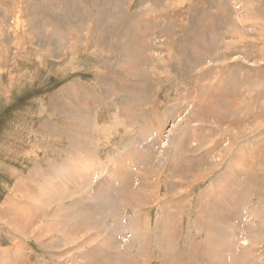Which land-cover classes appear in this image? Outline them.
<instances>
[{
  "label": "rangeland",
  "instance_id": "rangeland-1",
  "mask_svg": "<svg viewBox=\"0 0 264 264\" xmlns=\"http://www.w3.org/2000/svg\"><path fill=\"white\" fill-rule=\"evenodd\" d=\"M139 139L154 151L123 163ZM29 199L44 208L26 227ZM162 210L178 222L164 237ZM0 254L264 264V0H0Z\"/></svg>",
  "mask_w": 264,
  "mask_h": 264
},
{
  "label": "bare ground",
  "instance_id": "bare-ground-1",
  "mask_svg": "<svg viewBox=\"0 0 264 264\" xmlns=\"http://www.w3.org/2000/svg\"><path fill=\"white\" fill-rule=\"evenodd\" d=\"M202 84V83H201ZM201 108V107H200ZM193 109H194V106H193ZM193 113V112H192ZM194 114V113H193ZM216 115V114H215ZM179 119V118H178ZM197 120V119H196ZM202 123V122H201ZM204 123V122H203ZM196 135V134H195ZM141 136V135H140ZM140 138H142V137H140ZM144 138V137H143ZM210 138V137H209ZM192 141V140H191ZM141 142H143L142 140H140L139 139V141L137 142V143H135V145H133L132 146V148H131V150H129V151H127V152H125L124 153V155H123V157L120 159V160H122V159H124V158H128L129 156H135L136 158H138V160L137 161H141V160H143L144 158H146L147 159V156H146V154H148V152H149V148L151 149V147L150 146H142V147H140L139 146V144L141 143ZM188 142H189V140H188ZM153 143V142H152ZM192 143V142H191ZM159 144V143H158ZM215 144L216 143H214V142H212V144H210V146L209 147H207V148H209V149H213V148H215ZM196 145H197V143H196ZM156 146V145H155ZM156 148V147H155ZM171 147H169V148H167V150L166 151H168L169 149H170ZM206 149V148H205ZM200 150V149H199ZM150 151H154V148H153V150L151 149ZM185 151V150H184ZM223 151H225V149H223ZM164 153V152H163ZM77 154V153H76ZM160 155V154H159ZM218 156H221V153H219L218 154ZM82 157V156H81ZM84 158V157H83ZM81 159V158H80ZM119 159H118V161H119ZM131 159V158H130ZM146 159H145V162H146ZM77 160V159H76ZM83 159H81V161H82ZM85 160V159H84ZM179 160H184V161H186L184 158L183 159H179ZM126 161V160H125ZM86 162V161H85ZM122 162L124 163V161L122 160ZM74 163V162H73ZM116 163H118V162H116ZM115 163V164H116ZM142 163V162H141ZM146 164V163H145ZM117 165V164H116ZM82 166V165H81ZM187 166V165H186ZM121 167H125L124 166V164H122L121 163V166H119V167H117V166H115V168L117 169V170H122L123 171V169L121 168ZM127 167V166H126ZM104 168V167H103ZM137 168H138V165H137ZM141 168V167H140ZM102 169V168H101ZM100 169V170H101ZM116 169H114V171H110V172H108L109 173V178H111V179H113V181L115 182V180H114V178H113V175H114V172L115 173H117V171H116ZM103 170V169H102ZM101 170V171H102ZM107 170V169H106ZM72 171V173H67V175L68 176H73V182L75 181H78V179L80 178V177H82L81 175L83 174V171H84V169L83 170H78V167L77 166H73V170H71ZM98 171V170H97ZM185 171V170H184ZM257 171V170H256ZM121 172V171H120ZM143 172V171H142ZM174 172V171H173ZM119 173V172H118ZM145 173V172H144ZM151 173V172H150ZM180 173V172H179ZM183 173V172H182ZM204 173V172H203ZM258 173H259V171H258ZM157 175H156V178H155V181L154 182H152L151 181V183H154L153 184V189L151 190V195H150V193L147 191V192H144L143 191V193H139L140 195H139V197L141 198V199H143L145 202H143L142 204H143V206H150L151 207V204L149 203V201H151L152 200V196H153V200L155 201V202H157V201H159V191H160V189H161V187H160V185H159V183L157 184V186L155 187V185H156V182H161V176H163V174L164 173H162V175L161 174H159L158 175V173H156ZM184 174V173H183ZM255 174H257V172L255 173ZM86 175V174H85ZM151 175V174H150ZM150 175H149V173L147 174V176H145L143 179H145L144 180V184L142 185V187H141V190H145L147 187H146V185L145 184H148L149 185V183H150V180L151 179H149L150 178ZM206 175V174H205ZM116 176V175H115ZM114 176V177H115ZM152 176V175H151ZM153 176H155V175H153ZM250 176H251V174H250ZM253 176V175H252ZM251 176V177H252ZM256 176V175H255ZM108 177H106V180H109V178ZM118 177V176H117ZM121 177V176H120ZM205 176H202L201 175V177H200V179H197V180H195V182L194 183H196V182H198V181H200L201 179H203ZM246 178V177H245ZM196 179V178H195ZM230 179H232L233 180V178L231 177ZM86 180V179H85ZM184 180V179H183ZM240 181V180H239ZM79 182H80V180H79ZM111 182V180L108 182H106V181H103L101 184H100V186H99V188H98V190H97V193L95 194L94 193V196L95 195H97L98 196V194L100 195V202H101V200H103V198L101 197V196H104V193H106V190L108 189V187H107V185L109 186L110 183ZM179 182H182V181H179ZM185 182V181H184ZM85 183V182H84ZM84 183L82 184V185H84ZM174 183V182H173ZM172 183V184H173ZM183 183V182H182ZM114 184V183H113ZM112 184V185H113ZM167 184V183H166ZM176 184V183H175ZM180 183H178V185H179ZM88 185V184H87ZM147 185V186H148ZM165 185V184H164ZM166 186V185H165ZM78 187V186H77ZM85 187H86V185H85ZM110 187V186H109ZM152 187V186H151ZM155 187V188H154ZM177 187H179L178 189H180V188H182L181 186H177ZM219 187V186H218ZM74 188V187H73ZM24 191H26L25 190V188H22ZM76 189H78V188H76ZM149 189V188H148ZM169 189V188H168ZM170 189H171V187H170ZM173 189V188H172ZM217 189V188H216ZM82 190V189H81ZM23 191V192H24ZM135 191V190H134ZM172 191V190H171ZM109 192H111L110 191V188H109ZM108 192V193H109ZM169 192V191H168ZM167 192V193H168ZM175 192H177V190L175 191ZM180 192V191H179ZM20 193H21V191H20ZM43 193V192H42ZM107 193V194H108ZM174 193V192H173ZM172 193V194H173ZM138 194V193H137ZM170 194V193H169ZM218 194V193H217ZM42 195V194H41ZM90 196H92L91 194H89ZM88 195V196H89ZM174 195V194H173ZM109 196V195H108ZM16 197V196H15ZM131 197V196H130ZM176 197V196H175ZM182 197H184V195H181L178 199L177 198H175L177 201L174 203L175 204V207L177 206H179V209L181 208V207H183V205L187 202V201H185V199H183ZM88 198V197H87ZM93 198V197H92ZM169 199H171V198H169ZM168 199V200H169ZM173 199V198H172ZM18 200V199H17ZM98 200V201H99ZM133 201V200H132ZM27 202H32V200L31 199H29V201H27ZM105 202H107L106 201V198H105V200L103 201V203H102V208H105L106 206H107V204L105 203ZM109 202V201H108ZM107 202V203H108ZM164 203V205H167V203H165V199H161V203ZM167 202V201H166ZM174 202V201H173ZM16 203H18V202H16ZM22 203V202H21ZM20 204V203H19ZM24 205V204H23ZM186 205H189V202H187L186 203ZM93 206V205H92ZM109 206H110V209L112 208V207H114L115 206V203H114V201H110L109 202ZM168 206V205H167ZM171 206V205H170ZM174 206V205H173ZM185 206V205H184ZM17 207V206H16ZM29 207L31 208V213H29ZM94 207V206H93ZM176 207V208H177ZM187 207V206H186ZM189 207V206H188ZM218 207V206H217ZM20 208V207H19ZM42 208H44V206L41 204V202H38V203H36V204H34V202H32V203H29V204H27V210H24V214H28V217H23V215H21V217H22V220H23V222H18V220H17V222L18 223H24V226H28L29 224L31 225V223L32 222H35L34 220H35V211L34 210H36V211H39V210H41ZM108 208V207H107ZM115 208V207H114ZM113 208V209H114ZM148 208V207H147ZM22 209H23V207H22ZM138 209V208H137ZM168 209V208H167ZM187 209H189V208H187ZM213 209V208H212ZM215 209V208H214ZM91 210V209H90ZM102 210V209H101ZM173 210V209H172ZM211 210V209H210ZM67 211V210H66ZM163 211V210H162ZM161 211V213H165L164 215H161V216H163V220H164V222L166 223V225H163L164 227H163V236L161 235V237H164V233H169V232H171V231H175V229L178 227V222L177 223H173V225H172V221H171V219L169 218L170 216L167 214V213H170V212H168V211H163L162 212ZM174 211V210H173ZM212 211V210H211ZM60 212V211H59ZM179 212V210L177 211H175V213H178ZM215 212V211H214ZM115 213V212H114ZM119 213V212H118ZM117 213V214H118ZM210 213V212H209ZM139 214V213H138ZM143 214H144V212L142 213V216H143ZM159 214V213H158ZM211 214V213H210ZM213 214V213H212ZM124 215V214H123ZM174 215H176V214H174ZM215 215V214H214ZM213 215V216H214ZM118 216V215H117ZM119 216H121V215H119ZM140 216V215H139ZM15 217V216H14ZM13 217V218H14ZM19 217V216H18ZM53 217V216H52ZM51 217V218H52ZM134 217V216H133ZM34 218V219H33ZM115 218V217H114ZM138 218V217H137ZM141 218V217H140ZM144 218H146V215L144 216ZM168 220H167V219ZM176 218H177V216H176ZM212 218V217H211ZM122 219V218H121ZM129 219V218H128ZM142 219H143V217H142ZM160 219V218H159ZM178 219V218H177ZM204 219V218H203ZM202 219V220H203ZM50 220V219H49ZM56 221V223L54 224L52 221ZM114 220V219H113ZM135 220V219H134ZM140 220V219H139ZM115 221V220H114ZM133 221V220H132ZM136 221V220H135ZM138 221V220H137ZM146 221V220H145ZM42 223V222H41ZM86 223V222H85ZM162 223H163V221H162ZM36 224V223H35ZM58 224H61V222L57 219V217L55 218H52L51 219V221L50 222H48V225H47V227L48 226H52V225H58ZM76 224V223H75ZM129 224V223H128ZM33 225V224H32ZM42 225V224H41ZM131 225V224H130ZM26 226V227H27ZM36 226V225H35ZM60 226V225H59ZM132 226V225H131ZM46 227V226H45ZM146 227V226H145ZM32 228V227H31ZM35 228V227H34ZM51 228V227H50ZM49 228V229H50ZM141 228V227H140ZM179 228H181V227H179ZM209 228V227H208ZM55 229H57V228H55ZM134 229H136V228H134ZM35 230V229H34ZM38 231H39V234H40V236L42 235V234H45V233H47L46 232V230H44V229H42V228H38L37 229ZM59 230V229H58ZM58 230H56V231H58ZM162 230V229H161ZM38 231H36V232H33V233H38ZM140 231H141V229H140ZM139 231V232H140ZM145 231V230H144ZM178 231V230H177ZM148 232V231H147ZM161 232V231H160ZM161 232V233H162ZM67 233V232H66ZM172 233V232H171ZM39 234H38V236H39ZM48 234V233H47ZM142 234H143V232H142ZM142 234H141V232H140V234L139 233H135L134 235H133V237L134 238H139V237H142ZM35 235V234H34ZM37 235V234H36ZM46 235V234H45ZM64 235V234H63ZM62 235V236H63ZM67 234H65V236H66ZM148 235V234H147ZM33 236V235H32ZM132 236V235H131ZM173 236V235H172ZM133 237H132V239H133ZM145 237V236H144ZM53 238V237H52ZM126 238V237H125ZM131 238V237H130ZM173 238H175V237H173ZM178 238V237H177ZM66 239L68 240V242L70 243V242H73V239H72V236H68V237H66ZM138 240V239H137ZM157 240V239H156ZM163 240V239H162ZM161 240V241H162ZM139 241V240H138ZM48 242V241H47ZM131 242V241H130ZM156 242V241H155ZM158 242V241H157ZM218 242V241H217ZM247 242V241H246ZM49 243V242H48ZM170 243V242H169ZM233 243V242H232ZM245 243V241H243V244ZM252 243V242H251ZM100 244H101V242H100ZM99 244V245H100ZM103 244V243H102ZM101 244V245H102ZM129 245V244H128ZM132 245V244H131ZM147 245H149V244H147ZM98 246V245H97ZM166 246V245H165ZM101 247V246H100ZM145 248V247H144ZM158 249V248H157ZM156 249V250H157ZM93 250V249H92ZM183 250V249H182ZM16 251H17V256H19V254L21 253L20 251H19V249H18V247L16 248ZM96 251H98V250H96ZM143 251V250H142ZM152 251V250H151ZM90 252V251H89ZM64 253V252H63ZM70 253V252H69ZM96 252H94L93 254H95ZM149 253V252H148ZM152 253V252H151ZM142 254V253H141ZM147 254V253H146ZM150 254V253H149ZM149 254H147V255H149ZM162 254V253H161ZM163 254H165V255H167L168 253H163ZM170 254H171V252H170ZM1 256H0V259H4L3 258V256H2V254H0ZM7 255V254H6ZM87 255H88V253H87ZM87 255H83L84 256V258L83 259H85L86 260V258H88V261H87V263L86 264H91V261H90V259H94L95 257H98V258H100L101 259V254H97V255H89V257H87ZM69 256V255H68ZM177 257V256H176ZM176 257H174L175 259H176ZM150 258V257H149ZM160 258V257H159ZM180 258H182V257H180ZM20 259H22V258H20ZM129 259V258H128ZM133 259V258H132ZM139 259V258H138ZM142 259V258H141ZM5 260V259H4ZM23 260V259H22ZM165 260V259H164ZM184 260V259H183ZM0 261H2V262H4V263H8V262H6V261H3V260H0ZM173 261H175V260H173ZM100 263H102L101 261H99ZM146 262V261H145ZM103 263H104V257H103ZM111 263V262H110ZM118 263V262H117ZM9 264H10V262H9ZM107 264H109V263H107ZM115 264V263H114ZM173 264V263H172Z\"/></svg>",
  "mask_w": 264,
  "mask_h": 264
}]
</instances>
